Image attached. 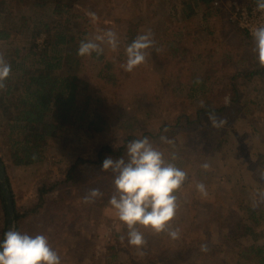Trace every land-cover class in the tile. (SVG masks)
<instances>
[{"label":"rangeland","instance_id":"1","mask_svg":"<svg viewBox=\"0 0 264 264\" xmlns=\"http://www.w3.org/2000/svg\"><path fill=\"white\" fill-rule=\"evenodd\" d=\"M6 2L11 15L3 23L8 29L12 25L18 29L12 46L20 48L23 58L37 29L35 25L55 27L56 16L34 0ZM70 3L75 14L70 24L77 25L73 29L78 44L97 30L111 29L117 33L121 46L118 53L105 47L100 56L93 53L80 58L77 76L83 83L79 102L85 107L88 101L85 114L88 118L79 129H70L62 138L52 140L43 163L15 167L5 139L7 133L0 123V163L5 168L14 217L16 210L21 215L27 214L23 233L46 235L61 264H238L232 248L235 240L226 242L229 233H237L238 224H242L240 236L249 234L245 226L256 233L264 232V202L253 207L251 198L254 190H264V180L257 171L264 168V95L242 78L238 84L245 96L242 115H219L217 119L224 121L220 127H213L207 118L192 127L196 102L183 84L190 85L207 76L212 77L211 81L216 78L220 81L219 76L251 68L244 57L247 48L253 47L252 37L239 26L234 3L241 9L256 2L224 0L217 7L212 0L210 5L201 4L190 19H184L186 7L182 0H71ZM88 12L96 13L99 19L92 22ZM148 30L154 34L160 51L150 49L145 65L131 73L124 71L120 67L125 61L124 47ZM6 43L0 44V52L5 51V58L11 62L13 56L6 51L10 49ZM35 43L38 51H42L45 36L41 35ZM35 60L31 56L30 64ZM181 84L183 88H179ZM210 84L204 83L205 89L197 90L210 89ZM221 95L223 105L231 107L230 94L221 92ZM181 112L190 118L180 126L176 118ZM93 115H99L103 123L92 125ZM167 124L170 129L163 135H167L171 144L150 140L165 152L166 158L174 153L178 157L176 165L188 173L187 181L177 192L180 206L172 222L181 234L172 239L167 233L154 234L141 228L145 245L130 246L126 238L121 240L126 237L127 228L115 217L105 195L93 203L83 202L88 194L87 176L77 182L63 181L69 164L80 155L90 157L99 145L117 146L128 136L147 133L156 136ZM205 163L209 165L207 170L202 167ZM198 182L205 184L207 196L196 190ZM43 186L55 188L45 193L42 205L38 190ZM63 196L66 199L62 202ZM8 217L7 199L1 191L0 240L7 232ZM202 244L213 248V255L201 251Z\"/></svg>","mask_w":264,"mask_h":264},{"label":"trees","instance_id":"2","mask_svg":"<svg viewBox=\"0 0 264 264\" xmlns=\"http://www.w3.org/2000/svg\"><path fill=\"white\" fill-rule=\"evenodd\" d=\"M6 1L0 0V44L7 42L5 45H8L10 49L6 51L12 54L13 59L10 62L12 74L6 81V89L0 91V123L3 126V131L7 133L5 139L10 147V158L13 165L29 167L45 161L44 153L46 148L51 146L52 140L62 138L63 133L70 129L77 130L83 126L82 123L88 118L85 114L89 104L86 101L85 107H81L79 102L80 86L83 82L77 76V67L80 65L81 57L77 55L79 44L73 29L77 25L70 24L75 18L69 5L71 0H34L37 5L51 9V15L56 16V25L51 28L44 23L39 26L35 25L37 29L29 40L26 48L28 53L23 58L20 57V48L12 46V43L17 40L15 33H18V29L13 25L8 29L3 23L6 17L11 15ZM182 1L186 7V10H183L184 19L195 16L201 8V4L210 5L212 2V0H191L192 3L190 0ZM41 35L45 36V43L43 46L41 45L42 47L40 46L43 50L38 51L39 46L35 42ZM129 36L131 37V35ZM251 44L250 42L249 46ZM246 51L247 56L244 57V60L251 64V68L238 70L230 76H219L220 81L216 80L217 78L211 81L212 77L207 76L195 80L193 84H183L184 89L189 90L192 101L196 102L191 116L195 122L193 124V122L186 121L187 124H193L192 127L197 124L201 125L204 118L209 119L210 112L214 113L216 117L221 114L231 115L233 113L242 115L241 103L245 96L238 86L239 80L242 78L253 83L264 95V66L260 65L251 51V47ZM4 53L7 54L5 51ZM31 56H35L37 60L30 64ZM203 80L206 84L211 83L210 89L197 90L199 87L205 89ZM183 87L181 84L179 88ZM179 91L182 92V89ZM221 92L230 94L231 107L223 105L222 97L224 96L221 95ZM91 118H93L92 125H95L96 122L103 123L99 115H93ZM189 118L181 112L176 121L181 126L182 122ZM160 129L161 133L156 136H151L149 133L141 136H128L122 144L117 146L99 145L95 149L94 155L90 157L85 154L80 155L69 164L63 183L77 182L83 176H87L85 187L87 192L97 188L106 196V200H109L113 193V175L111 171H101L103 160L109 156L113 159L125 156L126 144L133 139L144 136L149 139H160V136L165 134L163 133L165 129H170V126L167 124ZM54 188L52 186L45 189L43 186L38 190L42 205L45 193L53 191ZM1 191L3 190L0 189ZM65 199L66 196H63L61 201L63 202ZM15 213L16 231L23 233V220L27 214L22 213L23 215H21L18 210ZM243 228L249 234L240 236L239 230L242 229V224H238L237 233H229L228 239H226L227 244L234 240L236 242L232 248L233 252L237 253L236 257L239 260L237 263L264 264V232L256 233L252 228L246 226ZM244 241L246 242L242 244ZM208 249L207 255H213V248L208 247ZM115 257L113 255V258Z\"/></svg>","mask_w":264,"mask_h":264},{"label":"clouds","instance_id":"3","mask_svg":"<svg viewBox=\"0 0 264 264\" xmlns=\"http://www.w3.org/2000/svg\"><path fill=\"white\" fill-rule=\"evenodd\" d=\"M259 11L264 12V0H256ZM92 22L99 18L96 13L88 12ZM253 47L251 51L261 66H264V20L250 28ZM121 46L117 33L111 29L97 30L90 38L82 40L78 46L77 55L90 57L93 53L100 56L107 47L112 53H118ZM159 52L151 30L139 34L124 47L125 61L120 67L126 72H133L136 68L147 63L150 49ZM12 74V65L0 52V91L6 89V81ZM209 120L213 127L223 125L214 113H209ZM165 131H167L165 129ZM161 143L171 144L165 135L160 136ZM178 157L171 153L165 157V152L155 147L147 136L136 138L126 144V154L117 159L111 156L105 158L101 171H111L113 175V193L109 204L115 217L127 228L126 237L130 246L145 245V235L141 228L154 234L167 233L172 239H178L181 230L174 227L172 222L176 218L179 208L177 192L188 179V173L178 167L175 161ZM207 170L209 165L203 164ZM261 180H264V168L257 170ZM196 190L207 196L206 186L202 182L196 184ZM103 193L91 189L83 198L86 204L93 203ZM253 207L264 202V190L256 189L251 193ZM206 244L201 245V251L207 252ZM0 264H61V258L44 234L30 235L14 229L4 233L0 240Z\"/></svg>","mask_w":264,"mask_h":264},{"label":"built area","instance_id":"4","mask_svg":"<svg viewBox=\"0 0 264 264\" xmlns=\"http://www.w3.org/2000/svg\"><path fill=\"white\" fill-rule=\"evenodd\" d=\"M224 0H213L214 6H220ZM236 7V17L239 26L245 29L249 34L250 28L259 23L261 20H264V12L257 9L256 3L251 4L247 7L239 9L238 5L234 3Z\"/></svg>","mask_w":264,"mask_h":264},{"label":"water","instance_id":"5","mask_svg":"<svg viewBox=\"0 0 264 264\" xmlns=\"http://www.w3.org/2000/svg\"><path fill=\"white\" fill-rule=\"evenodd\" d=\"M6 172L4 166L0 163V187L3 190V193L6 196L7 204H8V211H9V217H8V228L7 231L10 229H14V208L12 204V200L10 195L8 194V189L6 187Z\"/></svg>","mask_w":264,"mask_h":264}]
</instances>
